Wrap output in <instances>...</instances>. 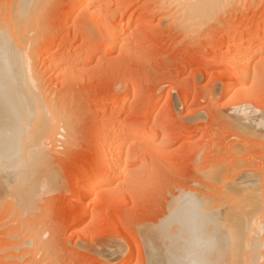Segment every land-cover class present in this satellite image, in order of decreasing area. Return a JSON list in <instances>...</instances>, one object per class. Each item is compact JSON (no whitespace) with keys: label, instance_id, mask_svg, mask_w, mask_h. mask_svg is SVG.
<instances>
[{"label":"rangeland","instance_id":"374dc122","mask_svg":"<svg viewBox=\"0 0 264 264\" xmlns=\"http://www.w3.org/2000/svg\"><path fill=\"white\" fill-rule=\"evenodd\" d=\"M188 1L99 0L98 18L92 8L80 15L79 0H36L23 35L34 41L41 99L60 129L54 136L19 130L24 102L0 86V136L6 131L10 137L14 131V139L0 140V153H24H16L14 163L0 164V189L9 186V178L3 179L8 170L7 175L21 172L23 183L22 193L16 190L10 198L0 191V264H149L144 235L167 226V237L181 235H175L182 230L178 222L177 231L170 227L177 221L172 215L177 200L197 194L217 205L224 196L223 184L242 172L252 171L259 179L264 204V52L256 54L264 44V0H215L211 12L209 0ZM13 2L0 0L6 19ZM196 8L203 13L193 19L187 10ZM121 23L123 34L114 33ZM233 39L258 43L250 63L252 77L242 85L246 92L231 103L226 87L236 75L229 60ZM116 42L123 43V51L114 49ZM47 54L62 63L59 76L48 69ZM120 101L123 106L114 109ZM237 113L243 120L250 116L255 125L259 121V126L246 124L248 118L239 128L241 120L239 126L233 121ZM112 126L123 129L122 148L133 162L121 179L94 192L85 208L82 188L101 164L100 138ZM129 127L159 134L150 144L145 139L135 144ZM16 130H26L21 142H29L21 146ZM18 158H24L21 170L15 169ZM28 236L39 238L29 248L23 242ZM211 240L191 236L188 259L203 260ZM262 252L260 264L264 246Z\"/></svg>","mask_w":264,"mask_h":264},{"label":"bare ground","instance_id":"6f19581e","mask_svg":"<svg viewBox=\"0 0 264 264\" xmlns=\"http://www.w3.org/2000/svg\"><path fill=\"white\" fill-rule=\"evenodd\" d=\"M97 1H99V0H79L78 6H77V12H79V14H80L83 9H86V8L91 9L92 8L93 15H95L99 18V16H101L100 15L101 11L98 8ZM189 1H188V3H189ZM193 1H195V0H193ZM214 1L215 0H209V2L211 3V6L209 7L210 12L212 11L211 9L213 8L212 5H213ZM35 2H36V0H16V2L15 3L13 2V4L10 7L11 9L9 10L7 19L5 17L6 12L2 11L3 10L2 9L1 10L3 12V15H2L1 11H0V16H2V17H0V86L4 87L7 90V92L12 93V95H14V97H18V98L21 97L20 102L18 100L19 103H22V101L24 102V103H22L23 106H21L22 104L17 103V104H19V107L20 106L22 107V108H20V113H19V117H18L19 120H17V121H19V124H20L17 126H21L20 127L21 129H19V130H22L23 128H26V130L29 128L28 130H31V128H32L33 130L29 131L33 134L32 136H34V135L39 136V133L41 131H43V132L47 131L49 136H54L55 134L56 135L58 134V132H56V129H58L57 127H59V126H57L58 123H56V121H58V119L56 118L55 114L52 113L51 110L50 111L49 110L47 111V109L45 110V108H47V107L44 106L45 102L43 101V99H41L42 94H43V93L41 94L42 87H41L40 82L38 80L39 79L38 73H37V70H36L34 63H33V52L32 51H33L34 41H32L31 38L27 39L28 34L25 35V33H24V35H23V31L25 32L26 31L25 29L27 27H29V26H27L24 29V27L26 25H28V23H29L28 18H30V15L35 13V11H34ZM37 2H39V1H37ZM185 2L187 3V1H185ZM224 2H226V1H224ZM187 12H190V15L192 16V18L196 19L195 16L203 13V10L201 8H196V9L187 10ZM102 24H103V22H102ZM33 25H35V24H33ZM103 26H104V24H103ZM115 26H117V25H115ZM123 26L124 25H122V23L119 24L116 27V30H117L116 32L113 29L114 33L120 32V34H123V32H122ZM120 30H122V31H120ZM115 36L116 35H114V37ZM253 37H255V36H253ZM237 39H233L234 45L231 47L233 49V54H232L231 58L229 59L231 64H233V66L235 68V74H236L235 78L233 80H231L230 82H228L227 87H226L227 94H228V100L230 102L234 101L237 98L239 99V96L241 95V93L243 94L246 92L242 85H243V83H247L252 77L251 70H250V63L252 62L251 60L253 59V56L255 55V52L253 53V51H254L253 49L257 47L256 45L258 43V42L256 43L254 41V39L253 40L251 39L252 41L249 40L248 42L247 41H238ZM117 40L119 41V38ZM122 42H116V44L114 45L115 46L114 49L118 50L119 52L123 51L122 49H124L125 47L123 48ZM113 44H114V42H113ZM46 47H45V50H46ZM259 52H264V44L257 50L256 54ZM47 55H48V57H45V58L47 59V61H49L48 62V64H49L48 69H51L52 73H54L56 76H59L61 73L62 63H60L59 61H55L54 57H52L50 54H47ZM101 55H103V54H101ZM46 59H45V62H46ZM252 80H253V78H252ZM18 98H14V99L17 100ZM28 99L29 100L31 99V100L29 101ZM121 100H123V99H121ZM29 104H31V105H29ZM49 104L51 105V103H49ZM31 106H33V107H31ZM119 106H123V105H121V101L119 103H115L114 109H115V107H119ZM239 108H242V106ZM243 108L245 110L248 109L245 106ZM249 109H248V111H249ZM241 110H242V112H241ZM239 111L241 113H243V109H240ZM248 111L246 113L251 112V111L250 112H248ZM252 112H253V110H252ZM244 113H243V115H245ZM253 113H255V112H253ZM238 114L239 113H237V115ZM237 115H235L236 118H237ZM243 115H241L242 116L241 118H243ZM254 115H252V116H254ZM235 116H234V118H235ZM247 116H248V114H247ZM249 117H244V120H243V119H240V116L238 115V119L235 118L233 121L236 120V123L239 126V124H238L239 119L241 120L240 121L241 123H242V120L245 121V123H246V120H248ZM254 117H256V116H254ZM249 120H250V122L248 121L246 124L249 125V124L253 123L251 125L252 127H253V125L255 127H257L260 124L259 121H257L258 124L255 125L256 120L252 119V122H251L250 118H249ZM245 123H242V125H240L239 128L241 126H245ZM12 124H13L12 127H15L13 122H12ZM42 125H44V126H42ZM112 127L108 128V131L106 130V132L103 131L105 133L102 134V137L100 138L101 142L103 141V144H104L103 149L101 146L102 152L99 151V152H101V156H103L101 158L102 161H100L101 164H100V166H98L99 168L97 167V170L95 169V170H93V172L91 171L92 177L88 178L89 180H87L84 187L82 188V192L84 193V197H83L84 199L82 198L84 201L83 206H85V208H89V206L91 205L93 194H95L94 192H96L101 187H104V188L109 187L112 184H114L116 181L121 179L124 176V173H125L124 171L127 170L129 164H132V162H133L132 161L133 156L127 152H124V150L122 148L123 144H121V143H122V139L124 138L123 129L121 130L119 128H116V126L113 128ZM248 127H250V126H248ZM248 127H247V129H248ZM252 127H251V129H252ZM255 127L253 129H255ZM129 128H132V127H129ZM260 128H258V129H260ZM12 129L15 130V128H12ZM12 129H10V130H12ZM59 129H60V127H59ZM138 129L135 130V128L134 129L132 128V129L127 130V131H130L133 133L132 135H134V138L136 141L135 144H137V142H139V140H142V139L143 140L145 139L146 140L145 142L150 144L155 139H157L158 134H159L157 132L158 130H155V129L148 131L147 134H145V132L143 130L141 131ZM253 129H252V131H253ZM26 130H25V132L23 130V133L20 131L22 133V135L28 131V130L27 131ZM61 130H60V132H62ZM244 130H246V129L244 128ZM256 130H257V128H256ZM249 131H251V130H249ZM5 132H4L3 138L8 137V136L5 137L6 136ZM12 132L14 133V131H12ZM16 132H17V130L15 131V133ZM43 132H42V135H44ZM254 132H255V130H254ZM13 133H11L12 135L8 133V135L12 138V136L14 135ZM62 133L64 134V132H62ZM20 134H17V136L16 135L15 136L16 137L19 136L20 142L18 141V138H17V143L19 142V144L21 146H23L22 145L23 142H21V136L22 135L20 136ZM28 135H29V133H28ZM40 135H41V133H40ZM10 137H8V138H10ZM3 138H2V136H0V140ZM27 138L29 139L30 137L27 136ZM32 138H34V137H32ZM32 138H30L29 140L32 141ZM12 139H14V138H12ZM12 139H11V141H13ZM4 140H6V139H4ZM0 142H2V141H0ZM6 142H8V141H6ZM25 142H29V141L25 140ZM25 142L23 144H25ZM101 142L99 140L100 144H102ZM14 143H16V141ZM14 143H13V145H16ZM1 144L3 145L4 143H1ZM8 144H11V146H12L11 142ZM19 144H17L16 146L20 147ZM26 144L28 145V143H26ZM1 146H0V148H1ZM4 147H5V145H4ZM8 147H10V146H8ZM2 149H3V146L0 150H2ZM16 149H18V148H16ZM16 149L15 150L13 149V151H16ZM4 150H3V152H5V151L8 152V149H6L5 151ZM9 151L12 152V150H9ZM11 152H10V154H8L6 152L0 153V164H2L1 168H3L2 167L3 162L5 160L6 161L10 160L11 162L14 163V159L17 160L14 157H16V156L18 157V155L20 153H22L23 157H24L23 151H19V152L16 151L14 153L13 152L11 153ZM11 154H15V156L10 158L12 156ZM21 159L24 160V158H21ZM18 160H19L18 161L19 166L17 165L16 161H15L14 166L17 165L18 168L15 167L16 170L17 169L21 170L22 169L21 167H23V164H21L20 161L23 163V160H20L19 158H18ZM13 163H11V164H13ZM5 165H8V163L7 164L4 163V166ZM10 167H12V165H9L8 169ZM13 169L14 168H12V170ZM2 171H4V170H2ZM245 171H247V170H245ZM6 172H7V170H6ZM8 172H10V171L8 170ZM8 172H7V174H8ZM250 172H252V171H250ZM250 172L249 173H248V171L242 172V173H240V175H238L240 177L237 176L235 178L236 180H232V181H228V182L224 183L223 184V190H224L223 195L224 196H222V198H224V200L222 198H221L222 202H219L220 199L217 200L218 201L217 205L215 204L216 201L211 202L209 200H206V199H203L200 197L198 198V196L195 197L197 194L196 195L193 194L194 196L188 195L184 198L177 200L178 202H176V205H175L176 207L173 209V210L176 209L175 210L176 214H172V215L176 216L175 220H177V221H175L174 226H170V227L176 228L175 224H177L176 222H178L182 230H178L177 233L175 231L174 232H175V235L176 234L179 235L178 233H180L179 231H181V233H180L181 235L173 236V237H171V235H169L171 238L167 237V235L164 233L169 231V230H167L168 226L165 228L167 231L164 230V228H162L159 230L157 229L158 232L156 231L157 233H155V234L152 232V234H150V235H144V237L146 236L145 238H146V243H147L146 246H147L148 254H149V259H148L149 264H204L203 260H204L205 264H260L262 262V261L260 262V260H261V257L263 256L262 250H263V246H264V204L261 202V200H260L261 197L259 196L260 195V193H259V182L260 181L256 176H254ZM13 173H14V176H13ZM16 173H17V175H16ZM16 173H15V171H13L11 174L9 173V175L6 174L5 176H3V179L6 180L9 178L8 181L10 180L8 182L9 183L8 187L4 186V184H3V188L1 186L2 190L0 189V191H2L4 196L8 197L9 194L13 193V195H14L16 190H19V191L22 190L23 186L22 187H20V186L23 183L21 185L19 184V181H20L19 173H21V172H19L17 170ZM86 177H88V176L86 175ZM1 178L2 177L0 176V179ZM3 179H2V181H3ZM5 182L7 183V181H5ZM22 191H21V193H22ZM25 194L23 192L24 197L26 196ZM10 197H12V196L10 195ZM10 197H8V198H10ZM203 197H204V195H203ZM23 199L24 198L22 197V200ZM4 200H7V199L5 198ZM214 200H216V199H214ZM24 201H25V199H24ZM21 202H20L21 204H18V202L16 203V204H18L17 205L18 207H19V205L23 204V201H21ZM1 203H4V202H1ZM19 208L21 209V207H19ZM175 211H173V213ZM171 216H170V219L173 221V219L175 217L173 216L174 218L172 219ZM179 225L177 224V226H179ZM175 230L177 231V228ZM22 232L24 233V231H22ZM27 234H25V235H27ZM37 234H38V232H37ZM172 234L174 235V233H172ZM16 235H18V234H16ZM184 235H185V238H184ZM193 235H202V236L212 237V240L208 241L206 243L204 249H203V257H202L203 260L190 261L187 257V250H189L191 247V236H193ZM38 239L39 238H37L36 240H38ZM34 240L35 239L32 236H30V237L28 236V238L25 237V239L23 241L25 244L24 247L29 248L30 247L29 245L31 243H33ZM23 242L21 241V243H23ZM33 244L35 245V242ZM38 244H39V242H38ZM184 244L187 245L188 248L187 247L185 248ZM26 245H28V246H26ZM32 245H31V247H32ZM21 246H23V245H21ZM11 251H14V250H11ZM38 253H39V251H38ZM33 256H35V255L33 254ZM37 257H38V255H37ZM37 257H36V259H37ZM10 260H11V258H10ZM41 261H42V259H41ZM19 262H21V261H19Z\"/></svg>","mask_w":264,"mask_h":264}]
</instances>
